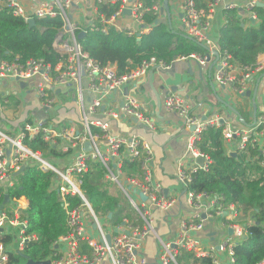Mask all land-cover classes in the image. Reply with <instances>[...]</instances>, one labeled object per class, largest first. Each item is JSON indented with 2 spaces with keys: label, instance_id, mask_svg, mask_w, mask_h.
Here are the masks:
<instances>
[{
  "label": "built area",
  "instance_id": "obj_1",
  "mask_svg": "<svg viewBox=\"0 0 264 264\" xmlns=\"http://www.w3.org/2000/svg\"><path fill=\"white\" fill-rule=\"evenodd\" d=\"M73 2L74 0H44L34 8H28L20 0H0V7L9 9L25 23L32 19L60 18L64 24L55 43L56 50L64 57L59 65L53 68L44 60H30L27 63H20L18 59L6 61L0 56V80L19 78L26 83L36 80L35 92L45 110L52 109L57 103V89L73 91L79 105L81 123L79 129H59L46 121L38 120L25 123L14 134L0 130V190L4 194V200L9 196V203L0 206V264H10L12 256L21 255L29 244L39 241L37 234L28 233V214L32 202L28 197L17 194L20 187L17 181L20 175L17 173L27 164H34L41 172H52L57 176V189L66 211L69 232L57 245L63 244V251L56 248L57 253L49 260L51 264H102L105 261L109 264H148L143 251L144 242L151 235L156 237L158 244V264H184L179 261L181 253L190 254L197 259V263L191 264H205L204 261H208V264H236L235 248L249 238V227L254 225L253 218L250 214H244L236 202L227 203L225 196L197 192L190 189V185L194 175L200 171H208L212 163L210 157L200 149L202 134L209 128L222 130L229 154L250 155L249 150L259 151L260 156H256L254 160L264 169V118L251 128H234L218 114L202 121L183 96L172 92L166 95L163 102L165 111L176 114L189 132L187 152L190 166H186L184 161L178 164L177 180L185 192L186 203L191 212L180 218V226L173 239H163L155 230L151 210L168 212L177 201L166 195L163 186L153 177L154 154L151 147L137 136L112 135L109 123L99 116L103 115L110 121L133 120L150 131H155V122L146 115L144 105L136 97L125 94V89L141 84L152 69L168 70L171 65L158 63L152 58L122 76L118 75L115 66L102 67L79 43L76 30L81 27L69 15ZM223 3L224 0H182L183 33L205 49L206 57L192 55L179 57L177 60L194 59L204 65L208 62L207 56L211 60L217 51L219 69L214 75V82L222 87L231 85L236 95L245 96L252 76L263 69L260 64L254 69L246 67L240 70L234 67L230 64L231 56L222 52L214 42L213 21ZM258 3L261 2L252 0L248 4L253 21H258L254 10ZM96 4L97 8L120 4V9L109 18L98 10L97 20L105 34L113 27L140 38L153 27L147 25L145 14L152 13L158 21H162L163 17L161 0L150 8H146L145 0H96ZM236 8V5L226 7L227 10ZM126 10H130L129 16L125 13ZM126 17L131 19L133 28L121 24ZM89 27L91 30L96 29L94 24ZM118 92L124 97L122 104L112 101V95ZM193 128L195 129L192 130ZM38 136L50 146H57L61 140L64 153L74 151L71 164L61 170L42 152L30 148L26 142ZM87 143L91 145L90 152L85 148ZM199 159H203L202 164L198 163ZM124 161H139L141 177L125 178ZM92 163L102 165L106 179L123 193L142 220V226L130 225L127 231H120L118 228L117 233L108 231L110 226L102 223L81 189L82 181L79 177L88 173ZM261 186H264V181ZM72 197L78 198L82 205L71 206L69 198ZM85 213L97 228L96 240L88 238ZM168 220L172 224L174 218L170 217ZM216 221L221 224L222 236L218 239L217 234H214L213 242H204L199 234L205 230L206 223ZM229 231L232 232L231 235ZM108 235L111 236L110 243ZM83 241H87L91 248L89 254L80 250ZM259 264H264V261Z\"/></svg>",
  "mask_w": 264,
  "mask_h": 264
},
{
  "label": "trees",
  "instance_id": "obj_2",
  "mask_svg": "<svg viewBox=\"0 0 264 264\" xmlns=\"http://www.w3.org/2000/svg\"><path fill=\"white\" fill-rule=\"evenodd\" d=\"M158 0H145L146 8ZM120 9V4L112 7L99 6L98 10L111 17ZM259 23L246 28L238 19L237 10L227 11L226 24L218 34L217 44L222 52L231 56L230 64L244 70L254 69L258 57L264 54V7H255ZM147 25H153L148 34L130 36L126 31L113 27L107 34L102 32L99 20L90 27L78 28L77 37L86 31L85 38L79 40L85 52L102 67L115 66L118 75H126L138 68L146 60L154 58L158 63L172 65L179 57L198 55L206 57L205 49L188 38L182 31H175L169 21H158L152 13L145 14ZM60 18L37 19L30 27L21 18L15 17L7 8L0 7V56L3 60L27 63L30 60H44L51 67L59 65L64 57L56 50L57 36L63 30ZM263 128V127H262ZM94 131H98L94 129ZM30 148L40 151L52 164L64 170L58 161L70 156L62 152L61 140L57 146H50L41 136L26 142ZM200 149L211 159L208 171L198 172L193 177L190 189L213 195H223L226 202H236L240 210L251 215L254 225L249 227V238L235 248L236 264H259L264 261V169L254 160L260 152L229 154L221 129L209 128L202 134ZM125 178H140L139 161H124ZM57 176L43 173L34 164H27L17 177L20 185L17 194L31 200L28 233L37 234L39 241L29 244L21 255L11 257L10 264H28L52 259L57 253L56 246L69 232L66 211L57 189ZM82 192L98 217L112 214L114 225H122L128 219L131 225L142 226L143 222L127 203L122 192L106 179L105 169L99 163H92L88 173L81 175ZM4 194L0 190V206ZM73 207L82 202L69 198ZM179 261L184 264L197 263V259L181 253ZM203 263L208 264V261Z\"/></svg>",
  "mask_w": 264,
  "mask_h": 264
},
{
  "label": "crops",
  "instance_id": "obj_3",
  "mask_svg": "<svg viewBox=\"0 0 264 264\" xmlns=\"http://www.w3.org/2000/svg\"><path fill=\"white\" fill-rule=\"evenodd\" d=\"M20 1L28 8H34L44 0ZM251 1L224 0V3L219 6L213 21L212 38L214 42L217 43L219 31L226 24L227 11H230L226 7L229 5H236L235 10L238 12V19L246 28L259 23V21H253L250 17L248 4ZM256 1L264 3V0ZM161 2L164 8V0H161ZM168 3L169 8L164 11L162 21H168L169 15L172 25L174 17L176 22L178 19L182 24V0H168ZM69 15L72 21L81 28L91 26L93 21L98 18L96 0H74ZM121 24L126 27H134L129 17L124 18ZM178 29L182 31V25ZM257 64L262 66L263 71L254 74L249 81L247 92H251L250 96L236 95L231 85L222 87L214 82V75L219 69L218 59L215 56L204 65L194 59L188 61L176 60L168 70L152 69L148 78L141 84L126 87L125 94H130L140 100L144 105L146 115L153 118L155 122V131H150L133 120L110 121L104 118L103 115L99 116L104 122L109 123V131L112 135L137 136L151 147L154 154L153 177L155 181L163 186L166 195L175 198L177 201L175 206L168 212L151 210L155 230L163 239H173L179 229L180 218L184 214L189 215L191 212L186 203L185 192L177 180L178 164L184 161L186 166H190V158L187 152L189 132L176 114L165 111L163 102L166 95L172 92L183 96L202 121L218 114L234 128H251L264 118V54L258 57ZM234 74L238 75L237 72H234ZM261 78L262 81L259 84ZM36 82V80H30L23 89L19 85L11 83L10 80H0L1 130L14 134L25 123L38 120L46 121L49 125H54L59 129L69 127L79 129L81 123L75 93L71 90L65 92L57 89L55 92L57 103L52 109L45 110L41 107L35 92ZM256 90L254 97L253 93ZM112 97L113 102L123 103L124 97L120 92L113 94ZM254 98L255 102L253 101ZM226 105L232 106L239 114L230 111ZM74 154L75 152L72 151L70 156L58 161L60 166L67 168L73 161ZM127 203L132 208L129 201ZM132 210L136 213L133 208ZM110 215L100 217L103 224L110 226L108 231L117 233L118 228L121 229L120 231L128 230L131 225L128 219L124 220L122 225H114L112 222L113 216ZM170 217L174 218L172 224L168 222ZM86 219L88 220V238L96 240L98 238L97 228L89 221L87 214ZM217 233L214 224L206 223L205 230L199 235L204 242H213L214 239L212 240V238L214 237H212V234ZM58 250L63 251V244L58 246ZM80 250L84 254L91 252L87 241L81 243ZM143 256L147 259L148 264H158V244L154 235L149 236L144 242ZM102 264L109 263L105 261Z\"/></svg>",
  "mask_w": 264,
  "mask_h": 264
},
{
  "label": "water",
  "instance_id": "obj_4",
  "mask_svg": "<svg viewBox=\"0 0 264 264\" xmlns=\"http://www.w3.org/2000/svg\"><path fill=\"white\" fill-rule=\"evenodd\" d=\"M130 2H132V0H130ZM257 7H261V8H263V7H264V3H258V4H257ZM168 8H169L168 0H164L163 13H164L165 10H168ZM125 13H126L127 15H130V10H126ZM168 13H169V12H168ZM169 14H170V13H169ZM168 21H169L170 25H172V20H171V18L169 17V15H168ZM28 25H29L30 27H34V26L36 25V20H33V19L30 20V21L28 22ZM85 36H86V32H81L80 35L78 36V40H81V39L85 38ZM214 56L218 59V58H219V53L216 51V52L214 53ZM207 61H210V57H209V56H207ZM152 76H153V75H152ZM263 77H264V76H263ZM263 77H262V78H263ZM262 78H261L260 81L258 82L259 84H260V82L262 81ZM10 81H11V83H14V84L19 85V86H20L21 88H23V89H25V87L27 86V83L21 81L19 78H11ZM212 87H213V85H212ZM256 92H257V90L253 93V96H254V97H255V95H256ZM250 94H251V92H247V93H246L247 96H250ZM253 101L255 102V98H254ZM226 106H227V108H228L230 111H232L233 113H235V114H237V115L239 114V113L237 112V110L234 109L232 106H230V105H226ZM135 122H136V121H135ZM242 122L244 123V121H242ZM255 122H256V117H255ZM244 124H246V123H244ZM194 129H195V128H193L192 130H194ZM85 148H86V150H87L88 152H90L91 149H92L90 143H87V144L85 145ZM232 155H233V156H236L237 154L232 153ZM198 163L202 164V163H203V159H199ZM24 170H25V167H22V169L17 173V175H21V174L23 173ZM143 198H144V197H143ZM144 199H145V198H144ZM83 202H85V201L83 200ZM7 203H9V196H6V197H5V200H4V202H3L4 205H6ZM110 217H111V215H110ZM229 234L231 235L232 232L229 231ZM213 237H214V234H213ZM213 239H214V238H212V240H213ZM107 240H108V243L111 242V236H110V235H108ZM56 248H58V246H56ZM28 264H51V262H50L49 260H47V261H43V262H33V261H31V262H29Z\"/></svg>",
  "mask_w": 264,
  "mask_h": 264
},
{
  "label": "rangeland",
  "instance_id": "obj_5",
  "mask_svg": "<svg viewBox=\"0 0 264 264\" xmlns=\"http://www.w3.org/2000/svg\"><path fill=\"white\" fill-rule=\"evenodd\" d=\"M177 19V18H176ZM179 24H180V26H179ZM175 31H179V29L178 28H181V23H180V20H178L177 19V22H176V20H175V17H174V19H173V27H172ZM182 32H183V30H182ZM0 130H1V128H0ZM51 162V161H50ZM85 212H87V210H84ZM106 217V216H105ZM102 223H103V221H102ZM211 224H214V228L217 230V238L219 239L221 236H222V232H223V229H222V227H221V224L219 223V221H216V222H214V223H211Z\"/></svg>",
  "mask_w": 264,
  "mask_h": 264
}]
</instances>
